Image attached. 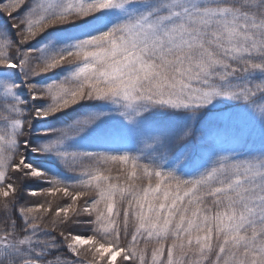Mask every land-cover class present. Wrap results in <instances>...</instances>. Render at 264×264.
Returning <instances> with one entry per match:
<instances>
[{
    "label": "snow or ice",
    "instance_id": "obj_1",
    "mask_svg": "<svg viewBox=\"0 0 264 264\" xmlns=\"http://www.w3.org/2000/svg\"><path fill=\"white\" fill-rule=\"evenodd\" d=\"M0 16V264H264V0Z\"/></svg>",
    "mask_w": 264,
    "mask_h": 264
},
{
    "label": "rangeland",
    "instance_id": "obj_2",
    "mask_svg": "<svg viewBox=\"0 0 264 264\" xmlns=\"http://www.w3.org/2000/svg\"><path fill=\"white\" fill-rule=\"evenodd\" d=\"M0 19H3V17H2V16H0Z\"/></svg>",
    "mask_w": 264,
    "mask_h": 264
}]
</instances>
